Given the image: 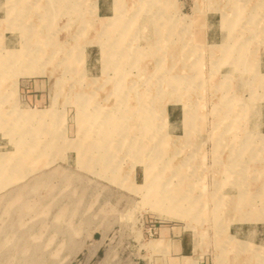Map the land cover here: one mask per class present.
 Segmentation results:
<instances>
[{
    "label": "rangeland",
    "instance_id": "obj_1",
    "mask_svg": "<svg viewBox=\"0 0 264 264\" xmlns=\"http://www.w3.org/2000/svg\"><path fill=\"white\" fill-rule=\"evenodd\" d=\"M101 2L0 0V264H264V0Z\"/></svg>",
    "mask_w": 264,
    "mask_h": 264
},
{
    "label": "crops",
    "instance_id": "obj_2",
    "mask_svg": "<svg viewBox=\"0 0 264 264\" xmlns=\"http://www.w3.org/2000/svg\"><path fill=\"white\" fill-rule=\"evenodd\" d=\"M108 14L109 13H108L107 7L104 6V3H102L101 0H97L96 15L100 16V17H104V16H109ZM173 119H174L173 114H170L169 120H171V122H172ZM175 242H176L175 245H176V249H177V254L182 253V249H183L182 244L178 240L177 241L175 240Z\"/></svg>",
    "mask_w": 264,
    "mask_h": 264
},
{
    "label": "built area",
    "instance_id": "obj_3",
    "mask_svg": "<svg viewBox=\"0 0 264 264\" xmlns=\"http://www.w3.org/2000/svg\"><path fill=\"white\" fill-rule=\"evenodd\" d=\"M152 230H153V232H152V233H150V234H153V235H154V234H155V229H154V228H152Z\"/></svg>",
    "mask_w": 264,
    "mask_h": 264
},
{
    "label": "bare ground",
    "instance_id": "obj_4",
    "mask_svg": "<svg viewBox=\"0 0 264 264\" xmlns=\"http://www.w3.org/2000/svg\"><path fill=\"white\" fill-rule=\"evenodd\" d=\"M31 115H33V114H31ZM28 116H30V114H29ZM153 246H154V247H156V248L158 247V245H157V244H155V245H153Z\"/></svg>",
    "mask_w": 264,
    "mask_h": 264
},
{
    "label": "trees",
    "instance_id": "obj_5",
    "mask_svg": "<svg viewBox=\"0 0 264 264\" xmlns=\"http://www.w3.org/2000/svg\"><path fill=\"white\" fill-rule=\"evenodd\" d=\"M172 117V116H171Z\"/></svg>",
    "mask_w": 264,
    "mask_h": 264
}]
</instances>
